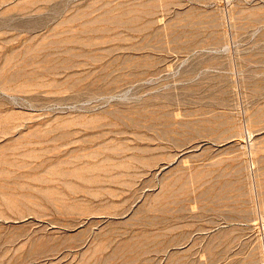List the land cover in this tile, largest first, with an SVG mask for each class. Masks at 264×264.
<instances>
[{
	"label": "rangeland",
	"instance_id": "374dc122",
	"mask_svg": "<svg viewBox=\"0 0 264 264\" xmlns=\"http://www.w3.org/2000/svg\"><path fill=\"white\" fill-rule=\"evenodd\" d=\"M0 264H264V0H0Z\"/></svg>",
	"mask_w": 264,
	"mask_h": 264
},
{
	"label": "bare ground",
	"instance_id": "6f19581e",
	"mask_svg": "<svg viewBox=\"0 0 264 264\" xmlns=\"http://www.w3.org/2000/svg\"><path fill=\"white\" fill-rule=\"evenodd\" d=\"M129 21V20H128Z\"/></svg>",
	"mask_w": 264,
	"mask_h": 264
}]
</instances>
